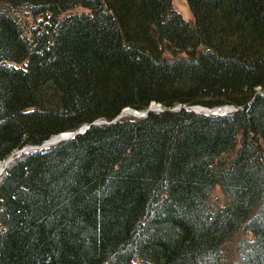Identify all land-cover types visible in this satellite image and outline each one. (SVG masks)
<instances>
[{"label": "trees", "instance_id": "trees-1", "mask_svg": "<svg viewBox=\"0 0 264 264\" xmlns=\"http://www.w3.org/2000/svg\"><path fill=\"white\" fill-rule=\"evenodd\" d=\"M185 1L0 0V161L88 125L5 170L0 264H264V0Z\"/></svg>", "mask_w": 264, "mask_h": 264}, {"label": "water", "instance_id": "water-1", "mask_svg": "<svg viewBox=\"0 0 264 264\" xmlns=\"http://www.w3.org/2000/svg\"><path fill=\"white\" fill-rule=\"evenodd\" d=\"M178 109H180V106H177V107H175L174 109H171V110H178ZM185 109L190 110L193 113L200 114V115H210V114L223 115V114H227V112H229V111L236 110L233 107H229V106L219 107V108H215V109H207V108H203V107H191V108H185ZM127 110H131V109L130 108L123 109L121 111V113L119 115H117L110 122L100 121V122L92 123V125L116 123L117 121H119L120 119L123 118V116H124L123 113L125 111H127ZM131 111H132V114L136 118H142V117H145L149 112L163 111V108H161L160 105H158V104L151 103L149 108L147 110H145V111H141V112H137V111H134V110H131ZM87 128H88V125H83V126L79 127L77 130H75L74 132H69V133H64L62 135H59L60 138L58 139V141H55V142H50V140H47V141L43 142L40 146H25V147H22L21 149L17 150L15 153L11 154L10 156H15V158H19L23 154H29V153H32V152H38V151H41L43 149H47V148L53 146L56 143H59V142H61L63 140L71 139V138L75 137L76 135L82 134L83 132H85V130ZM15 158H13V159H15Z\"/></svg>", "mask_w": 264, "mask_h": 264}, {"label": "rangeland", "instance_id": "rangeland-1", "mask_svg": "<svg viewBox=\"0 0 264 264\" xmlns=\"http://www.w3.org/2000/svg\"><path fill=\"white\" fill-rule=\"evenodd\" d=\"M171 6L172 8L177 11L178 13H180V15L187 21H192V15L190 12V9L186 3L185 0H171ZM84 11V9H82L81 7L75 9L73 12H82ZM17 17L19 19H21L22 21L25 22V27L28 28L30 26L33 25V18L26 13H19L17 14ZM123 118H136L132 113H127L123 116ZM15 158V157H14ZM15 162V160L12 162V164ZM11 164V165H12ZM10 165V166H11ZM9 166V167H10ZM4 174V172L1 174V176ZM0 176V177H1ZM3 177V176H2ZM211 201H213L212 203H216L221 205L224 202V198L222 196V194L219 192V190L216 188L214 189L212 196H211ZM245 236V233H241L236 240L241 239L242 237Z\"/></svg>", "mask_w": 264, "mask_h": 264}, {"label": "bare ground", "instance_id": "bare-ground-1", "mask_svg": "<svg viewBox=\"0 0 264 264\" xmlns=\"http://www.w3.org/2000/svg\"><path fill=\"white\" fill-rule=\"evenodd\" d=\"M127 113H132L131 110H127L125 111L123 114H127ZM60 138V136L54 137L50 139V142H55L58 141V139ZM15 156H8L6 159H4L3 161H0V176L3 172H5V170L9 167V165L13 162V159ZM3 176V175H2ZM2 176L0 177V179L2 178Z\"/></svg>", "mask_w": 264, "mask_h": 264}]
</instances>
